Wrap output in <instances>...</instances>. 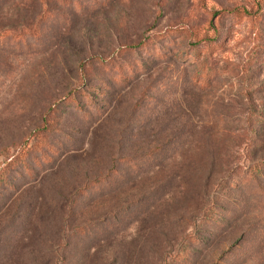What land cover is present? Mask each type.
Instances as JSON below:
<instances>
[{
  "label": "rangeland",
  "instance_id": "obj_1",
  "mask_svg": "<svg viewBox=\"0 0 264 264\" xmlns=\"http://www.w3.org/2000/svg\"><path fill=\"white\" fill-rule=\"evenodd\" d=\"M4 30L0 166L56 153L0 184V264H183L188 234L184 264H264V0H0Z\"/></svg>",
  "mask_w": 264,
  "mask_h": 264
},
{
  "label": "trees",
  "instance_id": "obj_2",
  "mask_svg": "<svg viewBox=\"0 0 264 264\" xmlns=\"http://www.w3.org/2000/svg\"><path fill=\"white\" fill-rule=\"evenodd\" d=\"M6 31H1V34H4ZM18 34H16L15 36H17ZM163 37L164 34L161 33L159 34L157 37ZM196 37V36H195ZM215 46L216 44L213 43V41L210 42L209 41H200L197 40L195 41V43H193L191 45V48L194 49L197 52H200L201 50H204L205 53H198L200 56H202V58L200 60H198L197 64V72H196V80L198 83H200V85L204 86L207 83H205L210 77H211V69H210V64L208 63V59L210 58V52H208V49L212 46ZM141 46V44L139 45V43L136 44L135 47H139ZM197 47V48H196ZM130 48V47H129ZM159 55V53H158ZM157 55V56H158ZM105 59H103L102 61H104ZM119 68V67H118ZM116 82H126V77L124 76L123 72L120 71L118 73V76L116 77ZM76 91V90H74ZM77 92V91H76ZM90 97L88 96V100L89 102L92 101L91 99H89ZM73 98L70 96V100L69 102H72ZM92 103V102H91ZM32 138V139H31ZM56 153V150H54V148H52L50 146V144L46 143L45 138L43 137V135L39 132H34L30 139H28V141L26 142V145L24 147H22V149H19L15 154H13L11 157L7 158L3 164L0 166V184H5L6 182L9 181L10 178V174L12 171H14V169L20 167H24L26 165L27 162V158L31 157V156H37L38 159L39 158H43L45 160L48 159V153ZM120 162L122 164L131 166L134 165V162L129 161L127 158H121V159H115L113 161V164L111 166L110 169H108L103 175L101 176H97L94 177L92 179L87 180L82 186L78 187L75 190L74 195L76 197H84L89 193H96V192H100L101 190H103L105 187L109 186L115 179L117 176V170H116V164ZM264 162V160L262 161ZM250 173L251 174H256L259 173V167L255 164L251 167L250 169ZM1 186V185H0ZM206 214V213H205ZM210 215V214H207ZM206 218V217H205ZM77 230L82 231V227H78ZM194 237V235H186V240H188V243H192L194 242V240L192 239ZM186 240L184 242H182V245L180 246V251L179 253H176L174 255L171 256L172 260L176 261V262H182L183 264L186 262V253L188 252V246H187V242ZM186 242V243H185Z\"/></svg>",
  "mask_w": 264,
  "mask_h": 264
}]
</instances>
